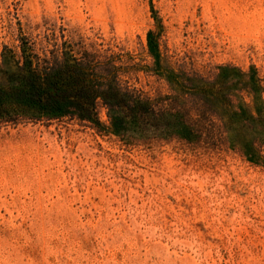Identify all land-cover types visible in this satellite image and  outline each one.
Returning a JSON list of instances; mask_svg holds the SVG:
<instances>
[{
    "label": "rangeland",
    "instance_id": "obj_1",
    "mask_svg": "<svg viewBox=\"0 0 264 264\" xmlns=\"http://www.w3.org/2000/svg\"><path fill=\"white\" fill-rule=\"evenodd\" d=\"M22 37L114 55L153 98L176 93L170 69L255 67L264 85V0H0L1 69ZM183 99L198 140L128 141L70 117L0 125V264H264V161Z\"/></svg>",
    "mask_w": 264,
    "mask_h": 264
},
{
    "label": "trees",
    "instance_id": "obj_2",
    "mask_svg": "<svg viewBox=\"0 0 264 264\" xmlns=\"http://www.w3.org/2000/svg\"><path fill=\"white\" fill-rule=\"evenodd\" d=\"M20 41L19 52L9 47V66L0 65V73H9L0 81V125L70 117L128 141L173 137L194 141L202 131L180 104L183 98L196 97L215 113L232 147L250 160L264 161V85L255 67L244 71L222 64L211 78L170 69L167 78L176 93L153 98L123 78L128 72L114 55L75 52L69 40H54L53 48L45 45L38 48L41 51L31 37ZM148 43L158 65L152 30ZM243 91L252 96V105ZM100 107L106 109L108 123L102 121Z\"/></svg>",
    "mask_w": 264,
    "mask_h": 264
}]
</instances>
